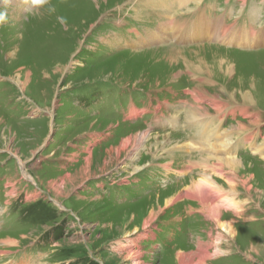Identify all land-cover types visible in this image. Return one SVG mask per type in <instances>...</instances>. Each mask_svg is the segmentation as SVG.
I'll list each match as a JSON object with an SVG mask.
<instances>
[{"label":"rangeland","instance_id":"1","mask_svg":"<svg viewBox=\"0 0 264 264\" xmlns=\"http://www.w3.org/2000/svg\"><path fill=\"white\" fill-rule=\"evenodd\" d=\"M173 5L175 0H0V12L8 16L0 25V264H176L174 253L161 258L167 247L143 254L133 241L154 235L158 222L142 227L152 208L162 206L158 219L171 223L184 213L186 202L164 203L189 181L170 177L185 156L179 162L178 155L165 157L173 147L161 149L155 168L144 146L136 145L132 159L133 145L117 150L138 134L169 135L165 129L171 128L157 127L172 123L182 105L183 112L192 105L206 109L201 118L221 127L242 121L253 128L231 144L245 161L234 179L238 193L228 191L226 167L210 173L216 185L238 195L234 203L217 201L221 220L236 222L235 236L228 239L220 223L203 219L199 225L212 230L213 242L197 255L180 256L181 263L205 257L207 264H264V152L252 153L264 140V0H196L192 8L179 4L170 13ZM174 24L183 26L171 30ZM251 35L258 43L250 45ZM222 56L232 64L217 63ZM184 57L214 65L197 69ZM243 89L254 90L253 105L244 103ZM258 118L257 127L250 124ZM180 120L182 127L185 114ZM172 135L184 144L181 133ZM232 205L245 213L226 207ZM195 218L185 213L189 227Z\"/></svg>","mask_w":264,"mask_h":264},{"label":"crops","instance_id":"2","mask_svg":"<svg viewBox=\"0 0 264 264\" xmlns=\"http://www.w3.org/2000/svg\"><path fill=\"white\" fill-rule=\"evenodd\" d=\"M149 8H150V11L151 10L153 11V6L151 4H150ZM197 79L198 78L196 77L195 80L197 81ZM193 93L195 94V91ZM181 102L183 103L184 101H181ZM182 107H183V105L181 106V109H182ZM190 108H192V109H190ZM193 108H194V105H192L191 107H189V109L186 110L185 112H183L180 109V113H179L180 116H183L185 114V116L187 117V120H188V124H187V122H186L187 120H186L185 121V124H183L184 127L183 126L181 127L182 122H181L180 118H178L179 114H177L176 116H173L172 117L173 123H169L168 126H167V128L168 127H171V129H165L166 130V133H169V135H171L172 138H173L172 139V142H173L172 147L174 148V147L178 146L179 148H181L179 150L178 149L177 150L174 149L171 155H168V156H165V157H171L173 160H176V155H178V156H180V161L179 162H181L183 160V156H185V159H186L184 163H180L179 164V166H181L182 168L184 167L183 169L181 168L179 170L178 169L170 170V175H172V176H170L171 178H173L174 177V174H175V175L178 176V178L180 180H182V181L179 180L177 183L184 182L188 178L190 179L192 177H194L196 179H204V178H207V177H209V178H215L214 176H211L210 173L213 172L216 167H219L217 165V162H218L217 156H219V154H218V152L213 151V150L217 149V151L219 150L221 152H224V151L226 152V150H227V155L225 157H229L230 155L232 156V155H234V153H233L234 151H233V149H231V143H233V142H231L228 145V147H229V148L227 147L228 149L227 148L226 149H222L218 145H220L222 142H224L226 140H229V138L232 139V140H235L238 137V135H240L242 133H247L248 131H251V127H250L248 130H245V131L242 132L240 130L241 128H239L237 126V124L239 122H237L236 124H234V126L232 125L231 126V129H230V127L229 128L221 127L220 125H218V124H221V123L217 122V120L215 121L214 119H211V117H207V119H205V118L204 119L197 118V119H194V120H190L189 119L190 118V114L189 113H191L193 111ZM220 112H221V110H220ZM187 114H188L189 117L187 116ZM226 114H228L227 111H226ZM200 119H201V121H200ZM206 120H210V123H208V124L205 125L206 128H209L211 126V124L213 125L214 124V121L216 122L215 123V132L214 133H209L206 136V138H203L200 135L198 136V132L197 131L199 130L198 128L200 127V124L202 122L206 121ZM198 121H200V122L198 123ZM190 122H192V123H190ZM177 124L179 125V129L178 130H177ZM259 124H260V122L257 125H255L254 127H257ZM193 125H195V127ZM223 128H225V130L228 131V132H223ZM220 129H221V131H220ZM235 129H237V130H235ZM235 131H237V132H235ZM170 132H172V134H177L178 136H181L180 135V133H181L184 137L182 138V140L180 142L185 141L184 142L185 144L178 145L179 141H176V140H179L180 138H177V137L173 136ZM159 134H160L159 132L158 133H155V135H157V136H160ZM230 134H232V135H230ZM259 134H261V131L260 130L258 131V133L255 134V136H257ZM165 135H168V134H165ZM242 135H240L239 137H241ZM249 136H251V134ZM213 145H217V146L216 147H213ZM182 147H183V149H185V147H186V150H182ZM211 147H212V149H211ZM257 147L263 148L264 147V140H262L261 144H258L257 143V145L255 147H253V149L254 148H257ZM202 150H203V152H202ZM210 150H212L213 152L210 151ZM168 152L169 151H167L165 154H167ZM252 153H253V155H255V154H257L258 156L260 155L259 153H255L254 150H253ZM215 154H217V155H215ZM259 158H260L259 160H261V157H259ZM153 166L156 168L158 165L157 164H153ZM204 166H206V168ZM162 167L165 170L168 169L167 164L162 165ZM187 171H189V172H187ZM191 173H193V174H191ZM218 174L221 175L222 172H219ZM195 176H197V177H195ZM229 176H230V174H229ZM185 184L187 185L188 183H185ZM152 192H153V190H152ZM161 192H162V190H160V193ZM154 193H155L154 195L159 194L158 189L154 190ZM224 195L229 196V195H231V193H228L227 192ZM233 196L236 199L238 198V195H234L233 194ZM178 201H182V203H184V202H186V203L182 206L183 207L182 212H184V213H182V214L180 213L176 217H174L173 219H171V220H173L174 223H171L172 221H170V219H167V220H159L158 219L153 224V226H154L158 222L157 226L155 225L156 226L155 227L156 229L153 231L154 232L153 233L154 235H152L151 237L148 236V235H146L147 237L145 239H144V237H142L141 239H135L133 241V242L137 241L136 244L134 243L135 244V247L139 243L138 244V247L143 250L142 251L143 254L148 253V250H152V251L153 250H156V251H158L162 247H167L168 248L167 249V252H165V251L162 252L161 253V258H163L166 253H170L171 252V253H174V255L176 254L175 255L176 257L174 256L176 258V264H181V261L179 259L180 256H184V258H185L186 257L185 255H188V256H189V254L190 255H197V254L200 253L201 248L203 246H206L207 243H209V240H210V243L209 244H211L213 242L212 241L213 240L212 230H210V231H207L206 230L205 231L204 230L205 227H202V226L200 227L201 222H202L203 219L209 221L210 224L213 223L212 220H209L208 218L206 219V217H205L206 212L204 210H202L201 208H194V207H192L189 204V203H191L190 200L185 199V200H178ZM221 203H223V202H221ZM175 204L176 203L172 202L171 205L169 206V208L171 206L174 207ZM226 204H228V203H226ZM237 206L239 207V205H237ZM226 207H230V208H232V211H237L239 213H245V211H246L245 208H238V207L233 206V205L232 206H226ZM185 213L187 214V216H190V215H195L196 216V218L193 219L194 222L192 221L194 223V224L192 223V227H189L188 222L184 219ZM178 220L180 221V223L177 222ZM182 223L184 224V227H183ZM165 224H167V226L169 227V229H165L164 227L161 226V225H165ZM159 227L161 229L158 232L157 229H159ZM204 231H205L206 234L204 233ZM205 236H208V237H205ZM219 255H222V254L219 253ZM214 258H215V256L213 254L208 259L210 260V259H214ZM207 262H208V260H207ZM200 264H202V263H200Z\"/></svg>","mask_w":264,"mask_h":264},{"label":"bare ground","instance_id":"3","mask_svg":"<svg viewBox=\"0 0 264 264\" xmlns=\"http://www.w3.org/2000/svg\"><path fill=\"white\" fill-rule=\"evenodd\" d=\"M146 2H152L153 0H145ZM195 3L196 2V0H175V5H177V6H171L173 9H172V11L170 12V13H173L174 11V9L175 10H177L178 11V6H179V4H181V6H180V8H182V9H184V8H192L193 6H191V3ZM145 5V4H144ZM157 5V4H156ZM170 5V4H169ZM167 6V5H166ZM143 8V7H142ZM169 9V8H168ZM167 13V12H166ZM165 13V14H166ZM183 13H185V12H183ZM164 14V15H165ZM256 14V13H255ZM166 16H167V14H166ZM168 18H169V16H168ZM184 18H182V19H180L179 18V21H182ZM175 21V20H174ZM170 24H173V21H171V22H169V25ZM182 26L183 25H176V24H174L173 25V27H172V29L170 28V26H168V29L167 30H169V29H171V30H179L180 28H182ZM200 26H204V27H207V22H205V21H203V22H201V24H200ZM237 26V25H236ZM227 29V28H226ZM238 30V32H239V37L240 38H243L242 37V35H244V36H246V33L245 34H243L244 32H240L241 30H245V27H241V28H239V29H237ZM187 32H189V30L187 31ZM223 32L224 33H227V32H225V30H223ZM229 32V31H228ZM169 33V32H168ZM218 33H219V31H218ZM174 34L178 37V35H180V33L179 32H175L174 31ZM220 34V33H219ZM231 33L229 32V35H230ZM174 35V36H175ZM226 36V35H225ZM249 36H250V34H249ZM252 36V38H251V43H250V45H253V44H255L257 41H258V36H253V35H251ZM239 38V39H240ZM218 39V38H217ZM238 39V41L239 42H237L236 44H240L241 43V40H239ZM255 39V42L253 43V40ZM258 43V42H257ZM242 44V43H241ZM240 44V45H241ZM209 47H214V46H209ZM173 50V48L171 49V51ZM176 50H178V49H174L173 51H176ZM228 51V50H227ZM177 53V52H176ZM227 55H231V56H233V54H229V53H226ZM213 55V54H212ZM223 55H225V54H223ZM182 57V56H181ZM184 59H185V63L186 64H188V66H192V67H197V69H204V68H210V65H214L212 62H211V64H209V59H203V57H200V59H197V63H195V62H193V61H190L189 59H187V58H185L184 57ZM217 63H225V62H227L228 64H232V58H228V57H226V59H225V57H218L217 59ZM222 64H221V66H222ZM226 64V63H225ZM27 79V78H26ZM254 90H255V88H254ZM254 90H247V91H245V89H243V90H241L242 91V93H243V95H244V98L246 99H249V101L248 102H244V103H248V104H251V105H253V103L255 102L254 101V95H256L255 93H254ZM245 91V92H244ZM241 93V92H240ZM190 109H192V108H190ZM182 110V109H181ZM221 110V109H220ZM219 109H218V111H220ZM226 111V110H225ZM187 113V112H186ZM208 112H207V110L206 109H202V107L201 108H194L193 109V111L191 112V113H189L190 114V120H194V119H197V118H201V117H204L203 115H205V114H207ZM208 115V114H207ZM187 116H188V114H187ZM186 117V116H185ZM189 117V116H188ZM260 117V116H259ZM178 118H180L179 116H178ZM200 121H201V119H200ZM200 121H198V123L200 122ZM260 121H259V119L258 120H256V121H253V122H250V124H252L253 126H255V125H257L258 123H259ZM173 123V122H172ZM190 123H192V122H190ZM195 123V122H194ZM208 123H210V120H206V121H204V122H202L201 124H200V127L198 128L199 130L197 131L198 132V136L200 135L201 137H203V138H206V136L209 134V133H214L215 132V121H214V124L212 125L211 124V126L209 127V128H206L205 127V125L206 124H208ZM220 123V122H219ZM178 125V124H177ZM192 125V124H191ZM196 125V124H195ZM195 125H193L194 127H195ZM199 125V124H198ZM218 125H220L221 126V124H218ZM188 126V125H187ZM237 126L239 127V128H241L240 130L243 132V131H245V130H248L250 127H248V125H246L244 122H239L238 124H237ZM184 127V126H183ZM186 127V126H185ZM208 127V126H207ZM193 128V127H192ZM197 128V127H196ZM195 128V129H196ZM253 128V127H252ZM251 128V129H252ZM191 129V128H190ZM230 129H231V127H230ZM197 130V129H196ZM235 130H237V129H235ZM192 131V130H191ZM220 131H221V129H220ZM226 131V130H225ZM188 132V131H187ZM193 132V131H192ZM228 132V131H227ZM234 132V131H233ZM235 132H237V131H235ZM239 132V131H238ZM249 132V131H248ZM143 133V132H142ZM222 133V132H221ZM258 133V132H257ZM194 134V133H193ZM197 134V133H196ZM195 135V134H194ZM230 135H232V134H230ZM193 136V135H192ZM214 136V135H213ZM236 136V135H235ZM196 137V136H195ZM226 137V136H225ZM228 137V136H227ZM231 137V136H230ZM191 138V137H190ZM229 138V137H228ZM150 139H153V141L152 142H150L151 140ZM172 136L170 137L169 135H165V136H155V137H153V136H150V135H146V134H138L137 136H135V138H133V137H128L126 140H124L123 141V143H122V145H121V150H117V154L118 153H120L121 151H124V150H126L127 149V146L128 145H133V147H134V149H135V147H136V145H137V147L138 148H140L141 149V146H144V151H145V154H150L151 155V163L152 164H154V162L155 161H157V159H158V156H159V153H160V150L161 149H163V151L165 150V149H167L168 147H172V145H173V142H172ZM176 139V138H175ZM166 140H168V141H166ZM203 140V139H202ZM197 141V140H196ZM212 141V140H211ZM146 142H149V144H145ZM231 142H233V140L232 139H230L229 138V140H226V141H224V142H222L220 145H218V146H220V148H222V149H226L227 147H228V145L231 143ZM133 143V144H132ZM203 143V142H202ZM185 144V143H184ZM214 144V143H213ZM232 144V143H231ZM187 146V145H186ZM217 145H213V147H216ZM184 147V146H183ZM183 147H182V150H186V147H185V149H183ZM189 147V146H188ZM207 147V146H206ZM190 148V147H189ZM201 148V147H200ZM229 148V147H228ZM227 148V149H228ZM174 149H181V148H179L178 146H176V147H174L173 148V150ZM206 149V148H205ZM209 149V148H208ZM207 149V150H208ZM211 149H212V147H211ZM217 150V149H216ZM221 150V149H220ZM254 150V152L255 153H259V154H263V151H264V147L263 148H259V147H257V148H254L253 149ZM210 151H212V150H210ZM213 151H215V150H213ZM212 151V152H213ZM227 151V150H226ZM229 151V150H228ZM202 152H203V150H202ZM218 152V151H217ZM231 152V151H230ZM133 154H132V156L130 157L129 156V158L130 159H132V158H136V156L135 155H137L138 156V152H136V149H135V152H132ZM211 153V152H210ZM221 153H223V152H221ZM131 153H129V155H130ZM201 154V153H200ZM183 155V154H182ZM212 155V154H211ZM215 155H217V154H215ZM161 156V155H160ZM167 156V155H166ZM201 157V156H200ZM204 157V156H203ZM127 158V157H126ZM217 158H218V162H217V165L218 166H220V167H226L228 170H229V173H231L230 174V176H229V178H227V181H229V182H231L232 184H231V189H229L228 191H235L236 190V183L234 182V179H235V176H236V173H237V171L242 167V165H244V159L243 158H241V157H237V156H235V155H230L229 157H223V156H217ZM262 158H263V160L262 161H264V154L262 155ZM182 159V158H181ZM199 159V158H198ZM155 160V161H154ZM180 160V159H179ZM110 161V160H109ZM114 161V160H113ZM198 163V162H197ZM87 164H89V163H87ZM107 164V163H106ZM156 164V163H155ZM254 164V163H253ZM201 165V164H200ZM168 166V165H167ZM105 167V166H104ZM145 167V166H144ZM201 167V166H200ZM199 167V168H200ZM203 167V166H202ZM205 168H206V166H204ZM106 168V167H105ZM133 168V167H132ZM184 168V167H183ZM182 168V169H183ZM210 168V167H209ZM108 169V168H107ZM140 166H138V167H135L134 169H133V172L135 173V172H139L140 171ZM150 169V168H149ZM183 171V170H182ZM132 172V173H133ZM187 172H189V171H187ZM201 172V171H200ZM181 173V172H180ZM204 173V172H203ZM131 174V173H130ZM191 174H193V173H191ZM218 174V173H217ZM87 176V175H86ZM192 177V176H191ZM187 180H189L188 181V184L186 185V186H184V189L182 190L183 192H182V194H181V192L179 193V194H176V193H170L171 194V196L168 198V199H166L165 200V203H164V208L166 207V208H168L170 205H171V203L172 202H177L178 200H185V199H187V200H190V202H194V201H196V202H198L199 204H200V208L202 209V210H204L205 212H207L206 213V215H205V217H206V219L208 218L209 220H213V221H215L216 223H220V228H221V230H222V233L223 232H225V234H226V236L228 237V239H232L234 236H235V234H236V231H235V229H234V225H235V223L236 222H234V221H223V220H221V217L223 216V214H222V210H223V208L222 207H220L219 206V204L221 203V201H224V200H226L228 203H231V202H233L234 200H235V198H234V196L233 195H229V196H226V195H224L226 192H227V190H223L221 187H219L218 185H216L217 183H218V181L216 180V178H209V177H207V178H204V179H195L194 177H192V178H190V179H187ZM241 180L242 181H245V182H247L248 180H245V179H242L241 178ZM237 191V190H236ZM238 192V191H237ZM55 193H57L58 194V192L57 191H55ZM161 194H163V193H161ZM160 193L159 194H156L155 196H156V198H160L162 195H161ZM149 200V199H148ZM217 201L219 202L220 201V203H217ZM234 203V202H233ZM163 211V209H162V206H159L158 207V209L156 210V209H154V208H152L151 210H150V212L143 218V220H142V227H145L146 229L149 227V226H153V224L156 222V220H158V216H159V214L161 213ZM118 212V211H117ZM233 212H235L236 213V211H233ZM120 214H122V212H120L119 211V213H117V215H120ZM116 216V215H115ZM117 220L119 221V220H123V219H118L117 218ZM124 221V220H123ZM133 222V221H132ZM178 222V221H177ZM223 222V223H222ZM131 224V223H130ZM154 227V226H153ZM139 229H135L134 230V233L135 232H137ZM211 233V232H210ZM127 234V235H126ZM125 235L126 236H128V235H130V233L128 232V233H126ZM147 237V236H146ZM145 237V238H146ZM7 238V237H6ZM227 239V240H228ZM6 241L5 242H7V243H9V244H12V245H15V243L16 244H18L16 241H14V240H12V239H5ZM216 240V239H215ZM217 243H218V241H217ZM259 250V249H258ZM260 252H261V249H260ZM227 254V253H226ZM200 256V255H199ZM125 257V256H124ZM201 257V256H200ZM196 257H194V258H190L191 260H190V262H188V264H194V262H195V264H199V263H201V261H202V264H207L206 262L205 263H203L204 262V260H206V258L204 257H202V260L200 259V261H198V260H196L195 259ZM198 259H199V257H198ZM194 260V261H193ZM181 264H186V262H182Z\"/></svg>","mask_w":264,"mask_h":264},{"label":"clouds","instance_id":"4","mask_svg":"<svg viewBox=\"0 0 264 264\" xmlns=\"http://www.w3.org/2000/svg\"><path fill=\"white\" fill-rule=\"evenodd\" d=\"M34 3L36 4H42L44 3V0H34ZM8 20V16L6 12H0V25L6 23Z\"/></svg>","mask_w":264,"mask_h":264}]
</instances>
